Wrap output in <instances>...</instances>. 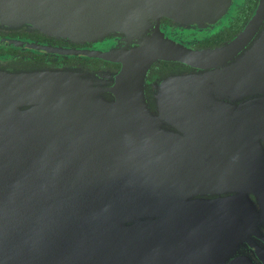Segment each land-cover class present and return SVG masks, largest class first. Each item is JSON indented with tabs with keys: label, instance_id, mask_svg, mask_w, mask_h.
<instances>
[{
	"label": "water",
	"instance_id": "1",
	"mask_svg": "<svg viewBox=\"0 0 264 264\" xmlns=\"http://www.w3.org/2000/svg\"><path fill=\"white\" fill-rule=\"evenodd\" d=\"M234 1L0 0V26L93 42L160 17L206 28ZM95 55L120 70L0 68V264H254L237 245L264 230V0L216 49ZM156 61L201 74L163 82L180 108L154 115Z\"/></svg>",
	"mask_w": 264,
	"mask_h": 264
},
{
	"label": "flooded vegetation",
	"instance_id": "2",
	"mask_svg": "<svg viewBox=\"0 0 264 264\" xmlns=\"http://www.w3.org/2000/svg\"><path fill=\"white\" fill-rule=\"evenodd\" d=\"M258 0H235L226 16L208 27L181 25L170 18L149 19V25L139 33L108 35L102 40L75 43L26 28L0 26V68L11 70H80L89 73L117 72L119 62L104 60L97 52L113 51L120 58L123 52L139 49L141 43L154 38H167L192 50L216 49L232 41L255 13ZM40 47V48H37ZM46 49V52L43 49ZM57 51H61L58 53ZM192 67L168 61H156L145 77V94L149 110L174 109L173 104L159 105L160 87L169 78L199 75ZM207 108H213L208 106ZM165 129L174 131L164 125ZM246 244L237 245L239 253L254 264H264V230ZM227 244V243H226ZM225 245V242L222 243ZM262 248L263 250L259 249Z\"/></svg>",
	"mask_w": 264,
	"mask_h": 264
}]
</instances>
